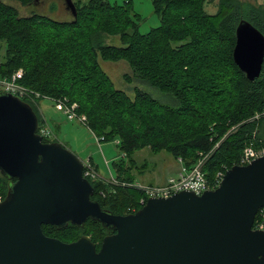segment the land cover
Segmentation results:
<instances>
[{"label":"trees","instance_id":"16d2710c","mask_svg":"<svg viewBox=\"0 0 264 264\" xmlns=\"http://www.w3.org/2000/svg\"><path fill=\"white\" fill-rule=\"evenodd\" d=\"M10 1L26 6L39 0H0V78L21 69L19 84L42 96L66 97L86 116L91 132L103 141L118 140L116 182L87 178L90 198L103 209L125 215L146 202H140L143 190L130 174L136 150L166 151L186 167L203 159L213 189L216 174L238 164L245 146H262L264 117H251L264 114V57L258 77L249 80L232 50L242 20L264 36V4L216 0L209 13L205 5L214 0H152L160 23L140 33L130 0H72L75 15L66 20L21 14ZM109 36H118L121 45L107 43ZM99 58L127 63L130 91L114 86ZM21 99L34 110L40 134L47 125L36 109L41 98ZM42 140L57 141L51 133ZM14 180L0 173L1 200ZM42 230L64 242L87 235L96 250L115 232L92 218L82 226L43 224Z\"/></svg>","mask_w":264,"mask_h":264},{"label":"water","instance_id":"95a60500","mask_svg":"<svg viewBox=\"0 0 264 264\" xmlns=\"http://www.w3.org/2000/svg\"><path fill=\"white\" fill-rule=\"evenodd\" d=\"M75 15L72 0H64ZM264 57V36L242 20L234 63L252 80ZM32 107L0 91V173L9 179L0 201V264H264V230L252 229L264 205V155L226 169L201 194L183 190L148 197L137 211L113 214L90 198L84 163L58 141L43 142ZM87 218L115 229L99 250L87 235L64 242L43 224L82 226Z\"/></svg>","mask_w":264,"mask_h":264},{"label":"rangeland","instance_id":"374dc122","mask_svg":"<svg viewBox=\"0 0 264 264\" xmlns=\"http://www.w3.org/2000/svg\"><path fill=\"white\" fill-rule=\"evenodd\" d=\"M118 4L123 3L124 0H108ZM132 10L138 16V30L140 33H146L151 28L159 25L160 21L157 14L154 12L152 0H130ZM257 3L264 4V0H255ZM215 2L205 5V9L209 13H213L216 9ZM15 5L21 14H28L30 12H36L44 14L56 19H69L71 17V10L66 9L65 2L63 0H39L35 4L22 6L18 2L10 1ZM107 43L121 45L118 36H109L106 39ZM102 68L110 76L113 84L116 88L130 91L132 82L127 81L124 78V74L131 75L129 66L124 61L111 62L104 61L99 58ZM136 83V80H133ZM37 111L41 113L42 117L46 120L47 129L51 135L54 136L57 141L65 148L69 149L73 153L82 150L80 159L83 163L86 162L87 157L91 156L94 163L99 167V173L110 178V174L106 165L104 164L105 159L115 160L119 156H122L118 149V140L101 141L98 146L95 135L83 124L76 120H69L66 116L54 106V103L47 98H41L36 107ZM264 117V114H254L252 119H258ZM264 126V121L261 124ZM246 147H252L256 153H260L264 149V142L258 149L252 145ZM244 148V149H245ZM243 149V150H244ZM78 150V151H77ZM243 153V151H242ZM241 153V154H242ZM113 157V158H112ZM134 164L130 169V174L135 182L144 184L161 185L166 182L169 177H174L178 174L181 165L177 159L172 157L166 151H159L153 153L148 147L136 150L133 153ZM111 163L109 168L112 170L111 175L115 174ZM99 174V176H100ZM109 182H112L109 179Z\"/></svg>","mask_w":264,"mask_h":264},{"label":"built area","instance_id":"2783aa9c","mask_svg":"<svg viewBox=\"0 0 264 264\" xmlns=\"http://www.w3.org/2000/svg\"><path fill=\"white\" fill-rule=\"evenodd\" d=\"M22 76V70H16L10 78H0V90L11 92L12 94L18 96L19 98L30 97L35 98H47L50 99L57 110L61 111L67 119L76 120L77 122L85 125L87 127V119L84 114H79L77 109V104L74 102H69L66 97L52 98L48 96H42L38 92L31 91L18 83V79ZM88 128V127H87ZM93 133V132H92ZM41 135H49L50 131L47 127H42L40 130ZM94 134V133H93ZM96 140L98 143L103 141V136H97ZM264 155V149L260 153H256L252 147H246L243 150L239 158V165H245L250 163L253 159ZM181 168L178 174L174 177H169L165 183L161 185H141L139 183H134L135 186L143 190L144 197L140 199L143 203L145 198L148 197H168L174 193L188 190L195 194H201L209 187V183L205 177V173L202 170L203 159H199L191 167H186L181 159H178ZM82 174L85 178H101L96 170H94L89 163H84ZM223 176L222 172H218L215 178V185L217 186ZM112 182H116L115 179ZM1 201V198H0ZM252 229L264 230V205L260 207L254 217Z\"/></svg>","mask_w":264,"mask_h":264},{"label":"crops","instance_id":"0c3cea01","mask_svg":"<svg viewBox=\"0 0 264 264\" xmlns=\"http://www.w3.org/2000/svg\"><path fill=\"white\" fill-rule=\"evenodd\" d=\"M252 1H255V0H252ZM256 2V1H255ZM98 143V142H97ZM100 144L101 143H98V146H100ZM78 151V150H77ZM81 153H82V150L81 149H79V151L78 152H75V154L76 155H78L79 157H80V155H81ZM121 156H119L118 158H116L115 160H117V159H119ZM81 158V157H80ZM113 158V157H112ZM82 160V159H81ZM112 162L114 161V160H111ZM86 162H88L90 165H91V167L94 169V170H96L97 172H98V174H100L99 172V167H98V165L97 164H95L94 163V161H93V159H92V157L91 156H89V157H87V159H86ZM109 163H111L109 160L107 161V159H105V162H104V164L106 165V167H107V169H108V172H109V174H110V178H106V177H104V176H102L101 174H100V177L102 178V179H104V180H107V181H110L109 179H111V181L113 180V179H115V174H113V175H111V172H112V170H110V168H109ZM111 165H112V163H111ZM136 183H139V184H141V185H152V184H144V183H140V182H136Z\"/></svg>","mask_w":264,"mask_h":264}]
</instances>
